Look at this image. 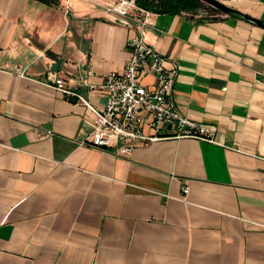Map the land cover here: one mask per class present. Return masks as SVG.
<instances>
[{"label":"crops","instance_id":"0c3cea01","mask_svg":"<svg viewBox=\"0 0 264 264\" xmlns=\"http://www.w3.org/2000/svg\"><path fill=\"white\" fill-rule=\"evenodd\" d=\"M221 1L264 20V0ZM120 2L0 0V264H264V28ZM133 36L178 70L180 111L214 141L82 143L94 115L75 94L104 107Z\"/></svg>","mask_w":264,"mask_h":264},{"label":"built area","instance_id":"2783aa9c","mask_svg":"<svg viewBox=\"0 0 264 264\" xmlns=\"http://www.w3.org/2000/svg\"><path fill=\"white\" fill-rule=\"evenodd\" d=\"M129 6L144 10L136 0H121L118 9L127 14ZM128 48L130 57L124 71L110 73L102 85L107 99L104 107H95L83 95L75 94L94 115L92 131L82 143L126 156L134 151L135 144L119 146L120 140L149 144L173 136L214 141V129L180 111L173 97L178 70L167 66L168 59L142 36L131 37ZM148 75L154 78L152 87L142 82ZM56 85L68 92L62 78L56 80Z\"/></svg>","mask_w":264,"mask_h":264},{"label":"trees","instance_id":"16d2710c","mask_svg":"<svg viewBox=\"0 0 264 264\" xmlns=\"http://www.w3.org/2000/svg\"><path fill=\"white\" fill-rule=\"evenodd\" d=\"M136 4L145 10L154 12L182 13L193 12L204 8L206 5L212 10L223 11L208 4L203 0H136Z\"/></svg>","mask_w":264,"mask_h":264},{"label":"water","instance_id":"95a60500","mask_svg":"<svg viewBox=\"0 0 264 264\" xmlns=\"http://www.w3.org/2000/svg\"><path fill=\"white\" fill-rule=\"evenodd\" d=\"M205 2H207L208 4L222 10L225 13H235V14H239L241 16H243L244 18L253 21L254 23L262 26L264 28V20L262 19H258V18H254L251 17L249 15L243 14L241 13L239 10H237L236 8L226 4L225 2L221 1V0H203Z\"/></svg>","mask_w":264,"mask_h":264}]
</instances>
